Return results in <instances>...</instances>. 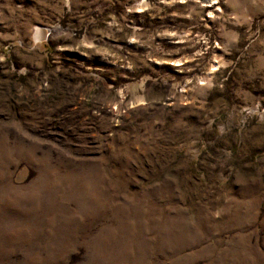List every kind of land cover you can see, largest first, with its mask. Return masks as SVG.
I'll list each match as a JSON object with an SVG mask.
<instances>
[{"label": "rangeland", "instance_id": "rangeland-1", "mask_svg": "<svg viewBox=\"0 0 264 264\" xmlns=\"http://www.w3.org/2000/svg\"><path fill=\"white\" fill-rule=\"evenodd\" d=\"M0 264H264V0H0Z\"/></svg>", "mask_w": 264, "mask_h": 264}, {"label": "bare ground", "instance_id": "bare-ground-1", "mask_svg": "<svg viewBox=\"0 0 264 264\" xmlns=\"http://www.w3.org/2000/svg\"><path fill=\"white\" fill-rule=\"evenodd\" d=\"M212 1H214V0H209V2H212Z\"/></svg>", "mask_w": 264, "mask_h": 264}]
</instances>
